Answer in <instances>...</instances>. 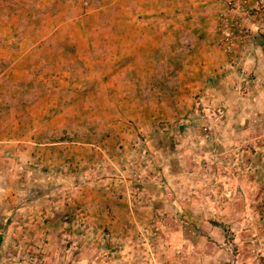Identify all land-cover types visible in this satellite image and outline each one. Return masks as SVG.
Here are the masks:
<instances>
[{
  "label": "rangeland",
  "instance_id": "obj_1",
  "mask_svg": "<svg viewBox=\"0 0 264 264\" xmlns=\"http://www.w3.org/2000/svg\"><path fill=\"white\" fill-rule=\"evenodd\" d=\"M99 1L0 0V151L17 206L59 202L48 264H264V76L228 73L137 134L130 79L82 41ZM8 244L0 264L43 262Z\"/></svg>",
  "mask_w": 264,
  "mask_h": 264
},
{
  "label": "crops",
  "instance_id": "obj_2",
  "mask_svg": "<svg viewBox=\"0 0 264 264\" xmlns=\"http://www.w3.org/2000/svg\"><path fill=\"white\" fill-rule=\"evenodd\" d=\"M98 4L96 14L84 15L86 26L82 29V41L88 50L105 45L104 53L95 55L94 59L115 60L114 67H118L115 76L130 79L131 85L126 87L115 81L114 90L121 92L130 88L127 93L131 97L120 105L130 107L131 116L127 118L137 125V134L154 124V107L186 111L192 105L193 95L201 94L205 88L217 87L228 73L249 70L264 76V19L232 12L231 18L241 19L250 36L243 51L227 55L217 45L219 16L227 11L222 0H100ZM90 53H83L82 58L91 59ZM156 89L162 92L168 89L170 97L167 93L163 94V100L153 97ZM140 92L150 95L141 99ZM160 117L165 119V115ZM6 152L0 151V251L10 246L8 241L12 236L18 235L32 244L28 251L44 254L40 264L51 263L49 252L53 243L50 240L53 241L59 202L46 198L17 206L18 199L12 195L17 181L12 164L4 156ZM69 152L68 158H71ZM32 154L42 158L59 157L58 151H32ZM11 218H18L20 223L7 224ZM39 227L43 230H37ZM12 228L17 231L11 232ZM42 236L45 243L41 245ZM1 264L13 263L7 259Z\"/></svg>",
  "mask_w": 264,
  "mask_h": 264
},
{
  "label": "built area",
  "instance_id": "obj_3",
  "mask_svg": "<svg viewBox=\"0 0 264 264\" xmlns=\"http://www.w3.org/2000/svg\"><path fill=\"white\" fill-rule=\"evenodd\" d=\"M226 6V13L219 16V38L217 45L224 53L232 55L240 53L247 45L250 33L244 27L241 19H232V12H239L246 17L264 19V0H222ZM251 2V4H249ZM264 24V20L262 22ZM233 61V60H232Z\"/></svg>",
  "mask_w": 264,
  "mask_h": 264
}]
</instances>
